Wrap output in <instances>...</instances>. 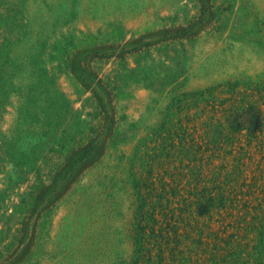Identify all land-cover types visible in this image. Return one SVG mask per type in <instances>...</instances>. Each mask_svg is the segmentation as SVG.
I'll return each mask as SVG.
<instances>
[{
  "label": "rangeland",
  "instance_id": "374dc122",
  "mask_svg": "<svg viewBox=\"0 0 264 264\" xmlns=\"http://www.w3.org/2000/svg\"><path fill=\"white\" fill-rule=\"evenodd\" d=\"M203 3L0 0V264H65L73 238L109 203L103 185L123 207L117 259L132 263L136 181L144 195L153 183L144 211L153 204L158 219L142 264H264V0ZM191 25L186 36H162ZM86 72L112 93L114 123L97 161L52 202L56 172L102 124ZM194 167L210 190H235L230 215L229 202L217 198L207 212L191 195ZM161 204L177 220L183 254L172 251Z\"/></svg>",
  "mask_w": 264,
  "mask_h": 264
},
{
  "label": "trees",
  "instance_id": "16d2710c",
  "mask_svg": "<svg viewBox=\"0 0 264 264\" xmlns=\"http://www.w3.org/2000/svg\"><path fill=\"white\" fill-rule=\"evenodd\" d=\"M200 1L202 3V8L205 9V4L203 3L205 2V0ZM207 3H209V1H207ZM192 28L193 25H191L187 30L174 32L169 35L168 33H164L162 36H186L191 33L190 30H192ZM89 75L90 74L86 72V76L82 79V81L87 87H92V89L94 90L95 97L100 108L99 114L102 116V124L100 126V130L96 133V136L94 138H91L85 145L79 146L77 149H75L72 156L66 160L65 165L60 168L58 172H56V178L52 182V187H55L57 184H60V186L57 187V191L54 195L55 199H53L52 202L60 196V193H62L68 185H70L73 181L78 180V171L81 167L89 166L93 162L95 163L97 161L102 150V138L107 134V132L110 130V126L114 123V119L112 116L114 107L112 104V93L107 90L101 80H97L95 84L93 83V80L90 81L87 77ZM211 141L212 140L209 139L207 143L211 144ZM209 146L210 145L207 144L208 149L211 148V146ZM244 165L245 163L243 164V166ZM237 169H239L238 166ZM189 173L191 174L192 179L187 180V182L190 186L191 195H194L196 197L198 203H202V200H204L206 202L205 205L208 207L207 212H210L211 210H213V208H215V200L217 198L219 199V201L217 202H219L218 206L220 207H225L227 202H229L228 206L230 210L227 215H230L231 209L236 208V203L238 201V194H233V196L230 197V193L235 190L231 187L226 188L224 186L226 183H218L210 190L204 185L206 179L203 176L201 167L200 169L195 167L191 168ZM100 182L102 181L100 180L98 183ZM175 183L177 187H175L176 190L173 191L176 192V195H180V192L183 189L181 186L182 179H179L178 183L176 180ZM144 186H146V183H144ZM135 188L140 203L135 207L134 210V220L137 221V227L134 229V232L132 234V245L134 246L133 252L136 253L137 256L136 259L130 264H142L141 259L144 254H141V251H144L145 244L148 243L147 241L156 235V225L158 224V219L155 217V208L153 207V204L151 212L148 213L147 211H144L145 205L148 204L147 196H150V193H153L155 189L153 187V183H150V186L149 184H147L146 188H148L149 190L147 195L141 193V183L139 181L135 182ZM165 188L166 187H164V189ZM102 189L103 192L107 193L105 194V196L109 203L105 208L99 210V215L95 217L97 219H93L90 227L87 231H85L83 235H79L73 238V247L69 248L65 264H123V262H125L124 260L117 259L119 254L123 250L122 244L126 242V238L123 236V230L118 227L119 225L117 221L118 218L122 215L123 207L121 206L120 200L116 196L115 191L106 190V185H103ZM216 189L219 191L217 194L213 193V190ZM230 189L231 191L229 193ZM160 197L162 198V194H160ZM183 201L185 204L190 203V206L193 205V202L191 200L188 201L186 198H183ZM160 206L162 207V214L164 216V219L162 221L166 225L165 228H171L170 230L174 234L173 238L174 242L176 243V247H174L172 251H179L180 254H183L184 251L182 249H179V246L180 244H182V240L184 238L182 232H179V227H177L175 224L177 220L172 213L173 211L172 209H169L168 206H163V204H161ZM91 215L92 213L84 215V219L89 220V217H91ZM145 219H147L148 223L142 224L143 220ZM228 225L229 224L224 223L222 227L225 228ZM219 231L220 230L212 231V233H216V238L218 239L221 237ZM169 232L170 231L166 233L168 238H170ZM199 232L200 236L199 238H197V243L202 245V243H204L203 238L206 233L203 228H200ZM161 235L163 236L162 230ZM185 237L189 238L190 233H186ZM159 250V256L162 261L164 259V249L161 248L160 245ZM191 252L192 250L190 249L188 256H186L184 259L185 261H193L190 256ZM151 259L152 256L151 252L149 251V257L147 259L148 262H150ZM195 264L199 263L197 262Z\"/></svg>",
  "mask_w": 264,
  "mask_h": 264
}]
</instances>
